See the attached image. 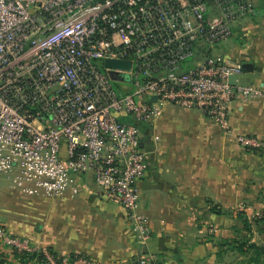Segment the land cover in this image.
I'll list each match as a JSON object with an SVG mask.
<instances>
[{
  "label": "built area",
  "instance_id": "obj_1",
  "mask_svg": "<svg viewBox=\"0 0 264 264\" xmlns=\"http://www.w3.org/2000/svg\"><path fill=\"white\" fill-rule=\"evenodd\" d=\"M254 12L250 0H0V180L30 195H75L74 177L90 172L146 242L136 188L146 172L141 125L171 104L227 130L235 99L263 97L239 84L240 63L212 54ZM236 143L264 149V137L240 134ZM0 244L41 251L49 264H92L68 256L57 263L1 224Z\"/></svg>",
  "mask_w": 264,
  "mask_h": 264
},
{
  "label": "crops",
  "instance_id": "obj_2",
  "mask_svg": "<svg viewBox=\"0 0 264 264\" xmlns=\"http://www.w3.org/2000/svg\"><path fill=\"white\" fill-rule=\"evenodd\" d=\"M251 1L254 14L236 26L238 36L222 54L242 65L239 84L264 92V8ZM229 120L224 130L197 110L165 104L156 121L141 125L146 172L136 188L150 228L146 242L90 172L74 177L75 195L52 197L27 194L3 177L0 224L34 249L92 264H137L140 256L149 264H226L232 241L254 242L255 223L264 222V149L236 143L240 134L264 137V96L235 99ZM0 264L39 263L0 244Z\"/></svg>",
  "mask_w": 264,
  "mask_h": 264
},
{
  "label": "trees",
  "instance_id": "obj_3",
  "mask_svg": "<svg viewBox=\"0 0 264 264\" xmlns=\"http://www.w3.org/2000/svg\"><path fill=\"white\" fill-rule=\"evenodd\" d=\"M259 222V221H258ZM256 225L258 223H255ZM245 225V230L247 232H251V225L249 223H244ZM232 248L235 250H238L241 254L243 255H248L249 256V261L248 264H264V260L262 261L260 258L261 256L264 255V245H257L254 242H249V240H241V241H237L234 240L232 241ZM47 251H49L55 258L56 262L59 263V259L60 256H58L55 252H53L51 249H46ZM253 251V253H249ZM17 254L21 255V259H23V261L28 262V261H32L34 259H36V262H38L39 264H49L43 254L41 253V251H37V252H33V253H28L25 251H14ZM77 257H83V256H77ZM69 258L72 260L74 258H76L75 256H69Z\"/></svg>",
  "mask_w": 264,
  "mask_h": 264
},
{
  "label": "rangeland",
  "instance_id": "obj_4",
  "mask_svg": "<svg viewBox=\"0 0 264 264\" xmlns=\"http://www.w3.org/2000/svg\"><path fill=\"white\" fill-rule=\"evenodd\" d=\"M251 1V0H250ZM252 2V1H251ZM253 3V2H252ZM260 8H264V0H260L258 2H255ZM238 36V31H234V37ZM234 38H230L227 41H224L222 43H219L214 46L212 54L215 53H222L225 50H228L231 48L230 44H233ZM226 52V51H225ZM257 234L254 243L261 246L264 245V222H259L258 225H256ZM250 254L253 253V251L249 252ZM262 261L264 260V255L260 258ZM249 256L241 254L238 250H234L232 254L227 256L225 258L226 264H248Z\"/></svg>",
  "mask_w": 264,
  "mask_h": 264
},
{
  "label": "water",
  "instance_id": "obj_5",
  "mask_svg": "<svg viewBox=\"0 0 264 264\" xmlns=\"http://www.w3.org/2000/svg\"><path fill=\"white\" fill-rule=\"evenodd\" d=\"M105 66L109 68H118V69H126L128 70L130 68V64L125 61H117V60H106ZM112 78L115 79L114 75L111 74ZM236 76L230 78V82L232 84L236 83Z\"/></svg>",
  "mask_w": 264,
  "mask_h": 264
}]
</instances>
